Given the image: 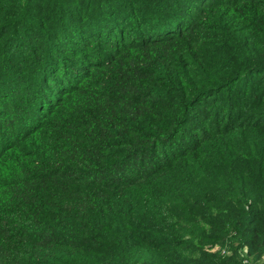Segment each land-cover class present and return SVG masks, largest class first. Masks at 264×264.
<instances>
[{"label":"trees","instance_id":"16d2710c","mask_svg":"<svg viewBox=\"0 0 264 264\" xmlns=\"http://www.w3.org/2000/svg\"><path fill=\"white\" fill-rule=\"evenodd\" d=\"M263 257L264 0H0V264Z\"/></svg>","mask_w":264,"mask_h":264},{"label":"rangeland","instance_id":"374dc122","mask_svg":"<svg viewBox=\"0 0 264 264\" xmlns=\"http://www.w3.org/2000/svg\"><path fill=\"white\" fill-rule=\"evenodd\" d=\"M206 250H207V247H206ZM217 251H218V248H217V247L214 248V249H210V250H209L210 253H215V252H217ZM223 254H224V255H227V254H228V251L224 252ZM228 256H229V255H228ZM259 264H264V257H263V259L260 261Z\"/></svg>","mask_w":264,"mask_h":264}]
</instances>
